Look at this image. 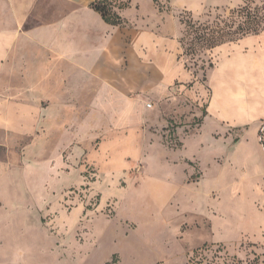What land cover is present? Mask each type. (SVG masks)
<instances>
[{"label": "rangeland", "instance_id": "1", "mask_svg": "<svg viewBox=\"0 0 264 264\" xmlns=\"http://www.w3.org/2000/svg\"><path fill=\"white\" fill-rule=\"evenodd\" d=\"M98 1L127 28L148 29L156 12L167 17V31L179 33L178 62L194 79L175 83L159 101L143 94L139 103L96 82L82 91L68 88L61 101L76 99L71 105H78V121L64 118L46 129V187L58 183L60 189L29 204L31 218L38 210L51 234L30 224L33 262L264 264V152L258 139L264 118L256 107L264 104V39L250 49L252 62L263 66L254 72L263 76V93L255 95L253 111L238 114L235 128L223 133L216 119L204 120L205 79L215 56L195 43L189 51L191 36L180 21L215 28L245 5L264 9V0L216 7L201 18L172 13L163 0ZM88 107V117L80 119Z\"/></svg>", "mask_w": 264, "mask_h": 264}, {"label": "crops", "instance_id": "2", "mask_svg": "<svg viewBox=\"0 0 264 264\" xmlns=\"http://www.w3.org/2000/svg\"><path fill=\"white\" fill-rule=\"evenodd\" d=\"M94 1L0 0V264H39L30 255V224L51 235L37 208L31 218L29 204L60 189L55 183L47 191L42 156L47 126L58 127L64 118L70 124L78 121V105H71L76 99L61 101L68 88L82 91L96 82L124 101L139 103L143 94L159 101L175 83L194 79L178 62L179 33L167 31V17L156 12L148 29L110 26L90 8ZM163 1L172 13L184 10L197 18L241 2ZM259 35L263 33L211 50L216 63L205 79L209 97L204 120L216 119L225 126L223 133L235 128L238 114L252 112L255 95L263 93V76L254 73L263 66L252 62L250 52L256 39L263 46ZM256 107L264 118V104ZM89 110L85 108L80 119L87 118ZM54 250L49 252L56 259Z\"/></svg>", "mask_w": 264, "mask_h": 264}, {"label": "trees", "instance_id": "3", "mask_svg": "<svg viewBox=\"0 0 264 264\" xmlns=\"http://www.w3.org/2000/svg\"><path fill=\"white\" fill-rule=\"evenodd\" d=\"M243 6L233 11L234 15L229 21H219L215 24V28H211L206 24L195 23L191 21V18L181 23L184 25L185 33L191 36V44L189 51H192L191 45L197 44L201 49L211 51L213 48L228 42H235L242 37L249 35H257L264 28V9L249 10ZM90 8L99 14L104 23L115 27H124V19L115 12H112L107 6L98 0L90 4ZM189 13V12H188ZM234 18L236 20H234ZM182 45V41H180ZM209 68H212V64H208ZM199 124L198 122L196 123ZM259 144L264 152V120L261 121V125L258 130Z\"/></svg>", "mask_w": 264, "mask_h": 264}]
</instances>
